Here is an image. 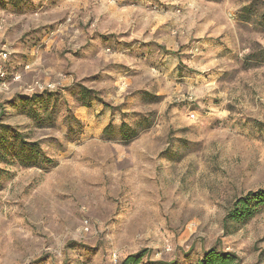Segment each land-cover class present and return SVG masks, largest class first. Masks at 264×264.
<instances>
[{"label":"rangeland","instance_id":"374dc122","mask_svg":"<svg viewBox=\"0 0 264 264\" xmlns=\"http://www.w3.org/2000/svg\"><path fill=\"white\" fill-rule=\"evenodd\" d=\"M0 264H264V0H0ZM89 91V92H86Z\"/></svg>","mask_w":264,"mask_h":264},{"label":"trees","instance_id":"16d2710c","mask_svg":"<svg viewBox=\"0 0 264 264\" xmlns=\"http://www.w3.org/2000/svg\"><path fill=\"white\" fill-rule=\"evenodd\" d=\"M263 206L264 188L256 192H250L247 196L240 198L235 203L233 211L228 216V220L234 223L247 222L252 219ZM142 260V254H134L124 259L121 264H143ZM196 264H243V262L236 253L219 252L212 249L208 251L201 260L197 261Z\"/></svg>","mask_w":264,"mask_h":264},{"label":"built area","instance_id":"2783aa9c","mask_svg":"<svg viewBox=\"0 0 264 264\" xmlns=\"http://www.w3.org/2000/svg\"><path fill=\"white\" fill-rule=\"evenodd\" d=\"M2 57L3 58H6L7 57V54L0 53V61L4 60V59H2ZM5 76H6V73L3 70V67L0 65V86H2V83L1 82H4Z\"/></svg>","mask_w":264,"mask_h":264}]
</instances>
